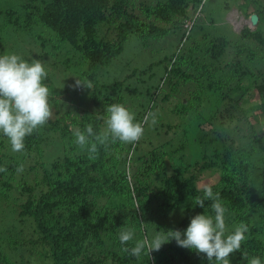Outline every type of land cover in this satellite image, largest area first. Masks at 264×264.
<instances>
[{
	"label": "trees",
	"instance_id": "1",
	"mask_svg": "<svg viewBox=\"0 0 264 264\" xmlns=\"http://www.w3.org/2000/svg\"><path fill=\"white\" fill-rule=\"evenodd\" d=\"M205 1L153 0L147 3L140 0L139 7H136V0H25L17 9H0V17L4 19L2 26L10 24L16 32L20 31L18 25L23 27V23L30 27L36 24L47 26L88 63L89 71L85 73L92 88L84 87L82 104L86 109L80 112L78 104L75 105L73 100L71 103L69 97L72 93L68 88L63 91L68 103L59 106L66 105L61 110L63 120L57 118L52 122L53 129L60 130L62 136L75 139L74 126L83 130L91 124L95 131H99L103 121L98 117L106 115L105 109L109 105L121 103L126 106L123 91L129 86H124L125 80L106 86L99 83L96 73L122 53L130 34L158 38L170 29L181 27L179 49L170 58L165 82L161 84L162 89L168 85L164 98L171 99L186 89L190 97L186 98L187 102L182 97L177 99L176 113L197 110L199 129L208 133L214 131L218 139L224 140L219 146L218 140L212 137L208 141L211 146L206 148L205 134L200 132L198 144L202 148L197 152L201 156L186 164H177L173 160L175 154L184 150L186 139L182 143L171 142L168 149V143H161L149 151L142 149L144 139L134 144L117 142L100 146L95 159H90L87 151L71 140L69 149L53 159L50 165L45 166L47 162L43 161L44 171L35 172V165H31L32 179L17 180V185L13 181H3L0 205L9 208L11 202L18 204L20 195H26V199L19 203L18 216L9 225L0 224V264H15V260H10V250L14 251L19 245V249L23 246L30 249L36 244L47 248L51 260L47 264H109L111 261L114 264H136L139 261L141 264H209L204 254L179 247L174 240L169 243L174 254L152 252L149 258L145 251L135 258L121 250L122 247L131 248L137 240L147 237L146 226L155 228L159 224L163 228L164 223L167 224L164 214L170 209L184 207L186 213L170 228L182 232L195 215L214 216L212 201H205L204 207L194 203L197 196L203 198L202 189L206 186L219 193L227 209L225 221L229 233L241 222L249 227L247 241L242 243L240 251L230 255V262L248 264L252 257L264 255V224L261 222L264 217L258 219L260 209L264 210V135L258 134L257 121H254L264 117V2L242 0L243 3L250 2L259 21L255 29L246 26L236 35L241 43L234 44L222 35L213 36L203 44L194 41L185 48L195 23L202 16ZM192 19V28L185 29V23ZM40 41L43 46L47 44L45 38ZM0 45L2 47L1 41ZM193 45L195 52L190 48ZM228 51L234 56L225 62ZM60 54L70 62L68 53ZM0 55H4L2 48ZM243 56L245 62L255 61L263 66L254 70L244 63ZM149 68L142 71L147 72ZM127 90L130 94L137 92L136 87ZM157 93L151 91V95ZM252 93L258 100L255 104H250L252 99L247 97ZM57 94L62 93L57 89ZM212 95L217 102L216 108L210 106L213 112L206 118L204 107L208 108ZM73 106L76 110L72 111ZM148 110L139 111L136 120L142 121ZM77 115L82 116L78 119ZM226 121L229 124L235 122V127L223 135L216 122L222 124ZM237 131H243L239 138L235 136ZM41 132L37 130L26 137L22 152L29 153L39 147V154L44 155ZM0 142V167L17 175L16 169L21 161L14 158L7 161L2 147L11 148L10 142L5 136ZM140 149L141 153H137ZM203 174H215L216 179L201 186L199 182ZM258 174L261 177L259 185L256 184ZM130 217L133 220L128 224L126 220ZM256 219L260 222L256 223ZM126 229H133L136 237L121 245L119 233ZM3 242L7 243L4 249Z\"/></svg>",
	"mask_w": 264,
	"mask_h": 264
},
{
	"label": "rangeland",
	"instance_id": "2",
	"mask_svg": "<svg viewBox=\"0 0 264 264\" xmlns=\"http://www.w3.org/2000/svg\"><path fill=\"white\" fill-rule=\"evenodd\" d=\"M23 1L25 0H0V9H7L11 7L17 9V7ZM139 1L140 0H136V7H139ZM145 1L148 3L152 2L153 0ZM262 1L264 2V0ZM246 9L247 11H245ZM252 10L253 8L250 5V2L247 4L243 3L242 0H206L203 4L202 16L199 21L195 23L196 26H194L192 34L185 42L184 47L187 48L188 46L192 45L194 41L203 44L204 42L210 41L212 38H214L213 36L222 35L226 38H229L234 44L238 42L241 43V41L236 39V35L241 33V31L246 26H250L252 29H255L258 25V23L254 25L251 21V15L255 14ZM188 21H192L194 23L193 19ZM2 22H4V19L0 17V41L2 42V47L0 45V50L2 48L4 54H18L26 60L33 58L45 61V67L48 70V77L46 79L47 82L45 84H47L50 94L56 96L53 97L50 95L49 99L52 109L51 119L44 127L38 129L42 131L40 142L44 151V155L42 156L39 154V147L37 150H30L29 153L25 151L13 152L9 147H2V153H4L7 161L10 162L11 158L21 161L23 165V172H16L17 175L8 170L6 172H0V188L3 187L2 183L5 180L16 183L17 180L19 182H23L27 179H32L33 171H30L31 165H35V172H39L40 169H43L44 171L45 167H43V161H46L47 163H45V166H48L53 159L63 155L66 150L69 149L71 140L74 141L75 139L69 136H62L60 130L58 131L57 129H53L54 127L52 126V122L57 118L63 120L62 117L64 114L61 110L68 104L64 98L66 93H63L65 88H68L70 94L72 93L71 97H69L71 98V103L73 100L75 105L78 104L81 109L80 112H83V109H86L85 105L82 104L86 89L83 86H76V79L81 82L89 81L87 74L85 73L89 71L88 63L82 60L81 54L76 52L68 42H61L59 37L55 35V32L52 31V29L48 28L47 26L44 27L40 24L30 27L21 21L24 25L23 27L18 25L20 31L16 32L12 25L9 24L2 26ZM1 27L4 28L2 29ZM182 32L183 29L181 27H177L176 29H170L166 34L160 35L158 38L147 35L141 37V35L134 33L130 34L125 42L122 53L116 56L109 65L100 67L96 73L97 80L102 85L105 84L106 86H110L116 81L125 80L124 86L137 88V92L133 94H130V92L127 90L129 87H126L123 91L126 106H128V108L135 113V116L139 113V111L144 109H149L148 112L151 111L156 113V123H149L145 125L144 136L141 139H144L143 143H141L142 149L144 151H149L161 143H168L166 146L168 149L172 146L171 142L172 144L174 142L182 143V140L186 139V146L184 150L179 151L174 156L173 160L177 164L193 162L199 158V156H201V154L197 152L198 149L202 148V145L198 144L200 132H202V135L205 134L206 148L211 146L210 142L208 141L212 137L218 140L217 144L219 146H222L224 143L223 138L218 139L216 132L211 131L208 133V131L204 132L199 129L197 123L199 112L197 110L191 109L190 111L182 114L176 113L175 109L177 108V99L182 97L184 98V101L187 102L186 98L189 99L190 97L187 94L188 92L186 89L184 90L186 92H182L178 96L174 95L171 97V99L164 98V94L166 93L168 85L162 89L161 84L165 82L164 77L167 75L166 67L167 64L170 63V58L179 49L178 46L181 41ZM40 34H42L43 37L40 38ZM43 38L47 40V44L45 46H43L40 41V39L42 40ZM198 43L196 44L198 45ZM182 48L183 47H181V50ZM190 48H193V52L196 51L194 45ZM61 52L69 54L71 59L68 57L67 58L70 60V62L66 60L65 55L62 54L65 56L63 57L60 54ZM233 56L234 53L228 51L226 53L225 62L231 61ZM244 60H246L245 56H243V61ZM253 62L244 61V63L248 64L250 67H254V70L263 66V64L261 65L259 62ZM151 64L152 67L149 68ZM146 68H149L147 72H143L142 70ZM48 79H51V81L48 82ZM156 87H158L160 91L156 90ZM57 89L62 93L61 95L57 94ZM151 91L158 93L157 95H151ZM152 96L154 97V100H152ZM247 97L252 99L250 104H255L258 101L254 93ZM64 104H66L65 107H59ZM216 104L217 102L215 96L213 97L212 95L210 105L208 104V108L204 107V116L206 118H208V116L210 117L211 113L213 112L212 109L216 108ZM74 109L76 110V108L73 106L71 110L73 111ZM146 114L147 113H145V115ZM80 116L82 115H77L76 117L80 119ZM254 121L255 123L257 121L256 126L258 134L263 136L264 117H258V119H254ZM216 123L218 124L219 131L223 135H226V132L229 134L230 129L233 130L235 127V122L231 124H229L228 121L222 124H219L218 122ZM169 125H172V127H169ZM74 128H76V126H74ZM243 130H245L244 127ZM242 132L243 131L235 132V136L239 138L242 135ZM2 137H0V141L2 140ZM236 143L238 144L237 141ZM142 149L138 150L137 153H141ZM3 164L6 165L5 162H3ZM215 179V174L214 176H212V174H203L199 184L201 186L205 183L211 184L215 181ZM260 179V174H258V177H256L257 185H259ZM21 187L19 189H21ZM25 196L20 195L18 204L11 202L9 208L4 205H0V224L1 222H4L7 226L12 222L14 217L18 216V212L20 210L19 203L25 201ZM260 210L261 212L258 216L259 220L260 218L264 217V210ZM185 213L186 211L183 206L178 209H170L166 215L164 214V217L166 216L164 222H167V224L165 225L164 223L163 228L162 225L159 226V224L155 228L151 227L150 225L146 226L147 238L151 239L157 231L169 230L178 223ZM132 220L133 219L131 218L126 220V222L129 224L132 222ZM259 220L256 219L255 222L257 223ZM28 222L29 220L27 223ZM261 222L264 224V220L261 219ZM145 225H147V223ZM25 226L26 225H24V227ZM21 227L22 226H20V230H22ZM24 231H26V233L28 232L27 229H24ZM134 236L136 237L135 233ZM169 243L163 245L159 251L153 252H159L158 254L162 255L165 252L174 254V251L169 248ZM2 244L3 249L4 247H7L6 242H3ZM19 247L20 245L14 251L10 250V260L11 258L12 260H15V264H25L27 262L29 264H47L51 262L48 256L50 254L47 252V248L43 245L36 244L34 247H30V249L27 246H23L20 249ZM154 253L152 255H154ZM260 258L262 260V264H264V255H262ZM109 264L114 263L111 261ZM136 264H141V261ZM230 264L243 263L231 261Z\"/></svg>",
	"mask_w": 264,
	"mask_h": 264
},
{
	"label": "clouds",
	"instance_id": "3",
	"mask_svg": "<svg viewBox=\"0 0 264 264\" xmlns=\"http://www.w3.org/2000/svg\"><path fill=\"white\" fill-rule=\"evenodd\" d=\"M45 63L41 59L26 60L18 54L0 55V134L8 138L13 152H22L26 137L44 127L52 117L49 103L51 94L44 83L48 77ZM76 86L92 88L90 81L81 82L77 79ZM105 113L98 117L103 121L99 131H95L91 124L83 130L79 127L72 129L74 143L86 150L90 159L97 158L100 146L139 142L144 136L145 125L156 123L155 112L150 111L143 121H137L135 113L121 103L109 105ZM6 171V168L0 167V172ZM16 171L22 173L23 165H19ZM202 191L203 198L197 196L194 203L204 207L205 201H212L214 216L197 214L183 232L178 229L157 231L151 239L144 237L131 248L122 247V252L139 258L146 251L150 258L153 251H159L163 245L174 240L179 247L204 254L209 264H230V255L240 251L242 243L247 241L249 227L241 222L229 233L225 221L227 209L219 193H214L210 186L204 187ZM118 239L121 245H126L133 241L134 230L121 231ZM248 264H262V260L254 256L248 260Z\"/></svg>",
	"mask_w": 264,
	"mask_h": 264
},
{
	"label": "water",
	"instance_id": "4",
	"mask_svg": "<svg viewBox=\"0 0 264 264\" xmlns=\"http://www.w3.org/2000/svg\"><path fill=\"white\" fill-rule=\"evenodd\" d=\"M259 17L257 14H252L251 15V21L254 25H256L258 23Z\"/></svg>",
	"mask_w": 264,
	"mask_h": 264
},
{
	"label": "built area",
	"instance_id": "5",
	"mask_svg": "<svg viewBox=\"0 0 264 264\" xmlns=\"http://www.w3.org/2000/svg\"><path fill=\"white\" fill-rule=\"evenodd\" d=\"M193 24H194V23H193L192 21H191V22L188 21V22L185 23V27L189 30V29L192 28Z\"/></svg>",
	"mask_w": 264,
	"mask_h": 264
}]
</instances>
